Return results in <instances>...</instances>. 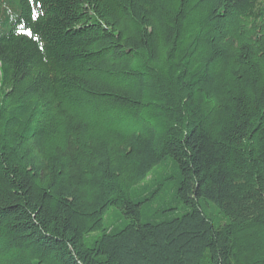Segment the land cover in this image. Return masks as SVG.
<instances>
[{
    "label": "trees",
    "instance_id": "16d2710c",
    "mask_svg": "<svg viewBox=\"0 0 264 264\" xmlns=\"http://www.w3.org/2000/svg\"><path fill=\"white\" fill-rule=\"evenodd\" d=\"M0 264H264V0H0Z\"/></svg>",
    "mask_w": 264,
    "mask_h": 264
},
{
    "label": "rangeland",
    "instance_id": "374dc122",
    "mask_svg": "<svg viewBox=\"0 0 264 264\" xmlns=\"http://www.w3.org/2000/svg\"><path fill=\"white\" fill-rule=\"evenodd\" d=\"M181 175L173 159L159 164L149 176L132 188L134 199L138 201L149 200L143 203V221L160 222L168 218L180 216L189 208L177 198V189ZM216 213V212H215ZM128 219L119 208H111L104 219L106 228H122ZM102 234L95 231L86 236V243L92 245Z\"/></svg>",
    "mask_w": 264,
    "mask_h": 264
},
{
    "label": "snow or ice",
    "instance_id": "6c2138e0",
    "mask_svg": "<svg viewBox=\"0 0 264 264\" xmlns=\"http://www.w3.org/2000/svg\"><path fill=\"white\" fill-rule=\"evenodd\" d=\"M35 16H36V13L34 12L33 13V18H35ZM21 27H23V25H21ZM28 34L31 35V32H29Z\"/></svg>",
    "mask_w": 264,
    "mask_h": 264
}]
</instances>
